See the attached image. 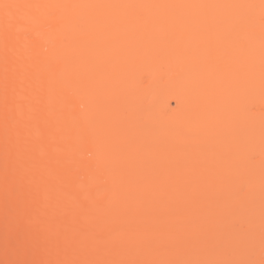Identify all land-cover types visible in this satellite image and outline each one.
<instances>
[{
	"label": "rangeland",
	"instance_id": "1",
	"mask_svg": "<svg viewBox=\"0 0 264 264\" xmlns=\"http://www.w3.org/2000/svg\"><path fill=\"white\" fill-rule=\"evenodd\" d=\"M183 1L179 6H185L186 0L185 4ZM223 1L227 0H218L224 5ZM182 10L180 13H158L152 15V19L149 16L147 21L138 16L135 26L140 28L133 30L122 27L125 15L123 21L114 22L119 26L115 33L109 19L101 17L93 21L95 24L87 33L96 37L90 49L87 47L89 54L74 63L75 66L81 64L82 68L85 60L88 66L89 71L85 69L82 73L83 78L90 72L86 77L91 78L88 99L83 85L79 87L82 92L78 90L82 98H78V94H72L74 88L60 87L59 80H52L55 88L65 91L61 90L63 93L51 99L52 103L46 108L42 106L44 102L36 101V114L31 113L36 115L35 120L25 126L22 118L21 121L19 118L13 121V118L18 117L23 108L32 112L29 102L22 96L23 102L21 98L13 101L17 106L24 103L23 108L13 107V101L11 105L8 102L9 107L5 98L8 93L0 91V264H264V106L258 102L260 97L264 99V93L260 92L264 90L254 87L259 99L247 105L251 109L247 111L250 121L248 118L240 121L243 116L239 117L238 111L243 106L238 98L241 97L236 95L238 98L234 100L229 94L227 99L223 84L205 88L208 95L202 102L203 96L199 101L195 95L199 91L196 92L195 83H192L186 89L190 90L188 95H193L192 103L184 108L179 106L171 94L181 83L175 68L185 58H195L202 62L201 66L205 61L204 73L210 85L229 79L233 81L231 85L243 87L242 92L239 90L245 96L249 88L244 78L241 79L244 85L234 80L239 71L242 74L245 71L242 70L244 66L238 67L234 56L228 57L230 48L224 32L227 34L234 28L228 27L230 21L227 23L225 17L213 10V14L205 18L207 12L196 18L193 13ZM258 14L256 12L255 18H260L258 22L263 24L264 35V13ZM218 17L225 21L220 22ZM215 21L216 24L220 22L221 28L224 24L225 29L217 30L219 24L210 26ZM76 24L79 26L73 28L77 30L81 25ZM39 27L33 25L32 28ZM78 31L80 34L76 32V35L84 32L83 29V32ZM55 34L62 37L58 44L57 40L55 42L58 48H64L66 52L61 51L68 57L72 54L68 44L65 46L68 38L60 32ZM47 48L42 50L47 52ZM56 51L50 52L56 55H51L50 60L63 66V60L60 62L56 58L63 55ZM261 53L263 66L260 69L264 71V42ZM228 59L230 62L225 66ZM1 60L4 66L0 67V72L12 63L11 59L10 63ZM8 70L0 73L1 89H6L5 83L10 82ZM191 70L192 67L186 66L182 76L189 78ZM36 74L33 76L37 77ZM21 80H17V84H21ZM178 81L179 86L176 85ZM72 95L78 98L75 110L85 117L82 116L81 121H61V110L64 111L67 97L72 98ZM200 112H204L202 118L206 120L202 132L192 129L197 122L194 121L196 114ZM23 113L21 117L24 118ZM18 120L22 123H17ZM72 130H75V138L69 139L73 140V145L77 144L76 151L71 150V144L66 145L64 136ZM22 131L31 135L26 138ZM88 131L89 137L86 136ZM36 132L39 135H34ZM169 135H175L176 139L173 136L171 140ZM19 137L26 141L23 138L20 141ZM85 138H89L90 146ZM248 139L253 141L250 146L254 144L257 149L253 146L246 150ZM241 144L246 162L243 154L238 160L241 162L242 158L244 172L240 164L237 166L238 161L235 163V168H240L238 174L232 171L236 175L229 172L230 176V163L228 166L226 162L234 155L230 152L235 147L241 150ZM251 172L256 175V178L251 177L255 178V183L250 177L251 185H247L246 178L239 179L240 173L248 177ZM222 185L226 186L221 189ZM144 186L149 188L144 190ZM133 189L139 200L134 199Z\"/></svg>",
	"mask_w": 264,
	"mask_h": 264
},
{
	"label": "bare ground",
	"instance_id": "2",
	"mask_svg": "<svg viewBox=\"0 0 264 264\" xmlns=\"http://www.w3.org/2000/svg\"><path fill=\"white\" fill-rule=\"evenodd\" d=\"M176 1L177 2L179 1L180 2L182 0H141V1H138V0L137 1L136 0H3L2 1V0H0V26L4 24L3 25V29L4 30H3V32L1 33V36H0V40L2 38V40L0 41V43H1L0 46L3 47V48L0 47V50H2V51H0V54L3 55V56H5L4 58L8 61V63H10L9 62L10 59L12 61V63H10L9 65H8V63H5V66L6 65H8V66H7V68L6 67H4V69L2 68L3 70H1V72H3L5 69L7 70L8 68L10 69V70H8V74L10 72L11 73L13 72L12 74L10 73L8 75L10 77V79H9L10 82L7 80L8 81L7 83L10 84L11 87H7L6 86L7 83H5L6 82V80H5L3 83H5L4 86L6 87V89H1L0 88V91L3 90L5 95H6V93H8L7 94L8 97L6 96L5 98H6L7 104L9 102L10 105H11V102L13 100L16 101V98H18V99L21 98L22 102H23V100H25L24 98H26V102H29L28 105H29V107L31 106L30 110L32 111V112L26 111L23 108L24 103L21 102L20 105H18V106H20V108H23L22 109V112H24L23 113L24 118L21 117V115H22L21 113L22 112L19 110L20 112L19 111L18 112L20 113V116H19V113H18V117L15 116L16 119L13 118V121H17L18 118H19V120L22 118L21 120H23L22 121L23 123L20 122L21 120L20 121L18 120L17 123H19V124L20 123L25 124V126L30 121H34L36 115L33 116V114H31V113H35L36 114V112H34V110H36V106H37L36 101H39L40 100L39 102H41V101L44 102V104L42 105L43 107L46 108V105L48 107V105H50V103H52L50 100L53 99V98H55L57 96V94H59L61 92V90L63 91V88H64L65 85L66 86L68 85L67 86L68 88L69 87L74 88L73 91H72V94H74L75 96H77V94H78V96H77L78 98H80V97L82 98V96H79V94H81L80 92H82L79 87L83 85L82 88H84L83 90L85 91L83 93L86 95V97H87L86 99H88V94L89 95L91 94L90 89H89L90 88V84H89L90 81L89 80H91V78L89 77V79H87L86 77L89 76V73L90 72L88 73V76L86 75V77H85V75H83L85 77V80H83L84 77L82 78L83 70H84V72L86 71L85 69L88 70V68H87L88 66L85 65L86 64L85 63L86 62L85 60L82 61V62H84L82 68H81V64L78 65V66H75L76 64H74V63H76L77 60H80V59L82 60V58L86 57L87 54H89L88 51H90V50H88L87 47H89V49H90L91 42H92V40L96 36L95 35H93V36L92 35H89L87 33V31H88V29L90 27H93L94 26V24H95L94 22H95V20L97 18L99 19V18L103 17V18L109 19V21L114 26V33H115L116 30H117V28H119V26L116 23H114V22L116 20L123 21L122 19H123V17L125 15H127V17H124V21H123L124 24H123L122 27L123 28H129L130 27L131 29H129V30H133L136 27L138 28V25L135 26V24H136V17H138V16H140L142 18H145L146 20L145 19H143V20L147 21L150 17L152 19L155 16V14H158V13L159 14L160 13H178V12L180 13V10H182V9H183L182 12L185 9L184 12H186V10H187L188 12L193 13L194 15L197 16L196 18L204 15L205 12H207V13H206V16H204V18L205 17H208L210 15V13L213 14L212 13V10H213L214 13H216L217 15H221V16L225 17L224 19H226V21L228 20L227 23H229V21H230L228 27H230V25H231L234 28L231 31L230 30L228 31L229 28L227 29L229 35H228V33L226 34V31L224 32L222 30L224 32V36L227 35L226 38H225L226 41H227V43L229 42L228 43V46H229L230 49H229V55H228V57L230 55L231 56H234L236 58V63L238 64V67L240 65L244 66V67H242L243 68L242 70L245 71L243 73V74H245V76L242 74V71L241 72L239 71L235 75V76H238L239 78L238 77H236V78L234 77V80L235 79L240 80L239 82L241 84L244 81V80L241 81V79L244 78L246 80V82L245 81L244 82L247 84V87L246 88H248V87L249 88L247 89L248 92L247 91L245 92V94L247 93V95L245 96V95H243L244 93H242V95H243L242 96L241 95V92H242V89L241 88H243V87H240L238 84H236V85L235 84H232L231 85V82H233V81H231V80L229 81V79H228V82L227 81H220V82H216L215 81V82H213L210 85V82H208L206 80L205 73H204L205 72V69L207 68V65L205 64V61L203 62L202 66H201V63H202L201 61H198L195 58H193V60L191 58H185L184 60H182L179 63V65L177 64L178 66L175 68V72H176V74L178 75V77H179V79L181 81V83H180L181 88L179 86V81H178V83L176 85L179 86V87L178 88H176V87L174 88L173 87L174 90L177 89V91H175L173 95L170 92L171 96H173L172 98H174V100H177V102L180 104L179 106H181V107L183 106V108H184V107L190 106L189 104L192 103L190 101V99H191V97L193 95H188V94H191L190 93V90H186L188 85H190L192 83H195L193 87L194 88H197V91L196 92L199 91L195 95L199 99V101H200V98H202V96H203V98L201 99V101L203 102V100L205 101V99H207L206 95H208V92H205V90H206L205 88L209 89V86L212 88L215 85L221 86L223 84L225 86V88H226L225 89V92H224L225 93L224 96H226L227 99H228L229 94H231L230 96H233L234 97V100L237 99L238 97H241V98L242 97H245V99L238 98V100L241 101L240 104L243 106V108H239V110L241 109V111L240 112L238 111V115L241 114L239 117L243 116L242 117L243 119H241L240 121H242L244 119L246 120L247 118H248L247 121H250L249 120V118H250V113H249L250 111L249 110H251V109H249L250 106L247 107V105H249L252 101L255 102L256 99H259V98H256V94H257L256 92L257 91L255 90V88H258L259 91H260V88H261V90H264V71H261V69H260L263 66V62H262V58H261L262 57L261 56L262 55L261 52H262V47H263V42H264V37H263L264 36L263 35V24H260L258 22V20L260 18H258V20L255 18L256 17V15H255L256 12H257V14H258V12H260L257 16H260L261 13H264V0H227L226 2L223 1L224 5L220 4V2H222V1L218 2V0H186V4H185V2H184L185 0H184L183 1L184 2L183 4H185V6L184 5L183 6H179V4H181L182 2H180V3L178 2L177 3ZM104 2L107 3V5L104 4V5H106V8L103 5ZM244 2H246V3L244 4ZM213 3H214V7H213ZM99 4H101L100 7H99L100 9L98 8ZM208 11H209V13H208ZM152 15H154V16H152ZM241 17H243L242 18L243 19L242 21H241ZM218 18L221 19V17H218ZM218 18H216V19H218ZM235 18L236 19H240V20H236ZM216 19H214V20H216ZM220 19H218V20L220 21ZM73 20H74L75 23L73 22ZM77 20H78L79 24L81 25L80 28L79 27H77V28H79L81 31L83 29V31L86 32V33H84L82 31L84 33V35H82L83 33L81 35H76V32H78L77 34H80V32L78 31L79 29H77V30L75 29L76 25L79 26L78 24H76V23H78ZM211 20H213V19H211ZM219 21H217L218 22L217 24H219L218 26L216 24V21L214 22V25H211L209 22L208 23L212 27H214L215 24H216L217 30H219L218 28L225 29V26H224L223 23H221V24H223L221 26L224 27V28L219 27L220 26V22H223L225 20L222 21V19H221V21L220 22ZM238 21H241V22H238ZM9 23L11 25H9ZM73 23L75 25H73ZM8 25H9V29H8ZM33 25H40V27L39 28H32ZM185 25H187V23H184V26ZM44 26L45 27L48 26V27L45 28ZM73 26H75V27L73 28ZM30 27H31V29H30ZM26 29H29V31L26 32ZM35 29H36V32H38L39 35H37V33L34 32ZM30 30H34V31H30ZM46 30H49V32L46 31ZM41 32H43V33H41ZM59 32L63 36H65L66 38H68V39H65L66 42H67L65 46L67 47V44H68V47L67 48H70L69 51L70 50L72 51V54H68V57H66V55H63V53H62V51L64 50V48H58L60 46L57 45V44L59 43V40L62 37L60 38V34L57 35L55 33H59ZM24 36L26 38H24ZM56 36H59V37H56ZM136 36L133 35V37H136ZM149 36H150V34H149ZM29 39H31V40L29 41ZM193 39H195V37H192V40ZM55 40H57V44H56ZM54 42L57 45L56 47L54 45ZM134 43L136 44V40H135ZM170 44H172V43H170ZM37 45H38V48H37ZM40 45H41V48H39ZM65 46H63V47H65ZM42 48L43 49L44 48H47V52H44L42 50ZM48 49H50L52 52H55L56 49H57L56 52H58V53L61 52L62 55L66 57V58L65 57L63 58V56H61V54H59V56L57 54L58 57H56V58H59L60 59V62L63 60L62 61V62H64L63 63L64 64L63 66H62V64H60L61 65V67H60V65L58 64L59 61L57 62L58 66L55 63L53 64V61H51L50 58L52 59V56H56V55H54L52 53L51 54L52 56H51L50 55V52L51 51L48 50ZM52 49H54L55 51L52 50ZM61 49H62V51H61ZM63 52H66V51H63ZM9 53H11V54H9ZM47 53H49V54L47 55ZM69 53H71V52H69ZM49 55H50V57H49ZM69 55H72V56L70 57ZM3 56H0V57L2 58ZM9 56L10 57L12 56V58H10ZM16 56H17V58L15 59ZM5 59H2V60H5ZM6 60L4 62H6ZM13 60L15 61V63H14ZM53 60H55V59H53ZM82 62H80V63H82ZM229 62H230L229 59L226 60V65L225 66H227V64H229ZM13 63H14V67L12 66ZM152 63H154V62H152ZM236 63H235V65H237ZM34 64L37 65V66H35ZM140 65H142V64L140 63ZM150 65L153 66V64H150ZM1 66L3 67L4 64L0 63V67ZM34 66H35V68H33ZM186 66L192 67V70H191L192 71L191 72V75L192 76H190L189 78L185 77L184 74L182 76V73H183L182 70ZM37 68H38V71H36ZM145 68L146 69L147 68L149 69V67H145ZM236 69H238V68H236ZM14 71H16V72H14ZM30 71H33L34 74L32 72H30ZM257 72H258V74H257ZM35 73H37L36 74V75H38L37 77L36 76L35 77L33 76V75H35ZM11 75H13V76H11ZM8 76L5 79H8ZM12 77H13V80H12ZM35 78L38 79V82L40 84L37 82V80ZM21 79H24V81L21 80ZM230 79H233V78H230ZM17 80H21L22 86H21V84H17L18 83ZM52 80L54 82H56L57 80H59L61 83H59V81H58L59 84H57V85L58 86L60 85V87L63 86V88L62 89H59L60 87H57V86L55 88L54 82ZM29 81H31V82H29ZM22 82L23 83L25 82V83L23 84ZM224 82H226V83H224ZM244 82L242 83L243 85H244ZM30 83L32 84V86H31ZM51 83H53V84H51ZM88 84H89V86H88ZM10 85H8V86H10ZM30 86L32 87V89L30 88ZM35 86H37V87H35ZM22 87H23V90L24 91L22 90ZM228 87L230 88V92L227 93ZM24 88L25 89L27 88L26 89L27 91ZM9 89H10V91H8ZM11 89L14 92L11 91ZM199 89H201V90L203 89V90L200 92ZM231 89H232V92H231ZM239 89L241 90V92H240ZM35 90H36V92H34ZM40 90H41V92H40ZM78 90H80V92ZM172 90L173 89H170V91H172ZM236 90H238V91H236ZM252 90L255 91V92L253 93ZM63 92H61V93H63ZM73 92H75V93H73ZM260 92L261 93L262 92L264 93V91H260ZM22 93H25V94L23 95ZM250 93H252V94H250ZM261 93H259V97H260V94ZM11 94H13V95L15 94L14 95L15 97L13 95H12L13 98L10 97ZM35 94H38V95H36L37 97L35 96ZM74 95H72V98H70V96H69V98L67 97L68 101L65 103L64 111L61 110V113H62L61 114L62 115L61 121H81V119H83L82 116H84V115L81 116L80 112H77V110H75L76 109L75 108V105H76V101L78 100V98L76 99V97H74ZM236 95L238 97H236ZM239 95H241V96H239ZM22 96H24V98ZM32 96L34 97V99L32 98ZM35 97L36 98H39V99H36ZM238 100H236L235 102H238ZM14 101H13V107L15 106V108H16V106H17L16 104L17 103L14 104ZM258 102H259V104L262 102V105L264 106V99L263 98L261 99V97H260V99L258 100ZM255 103H257V100H256ZM10 105L8 104L9 107H10ZM241 105H240V107H242ZM32 107H34V108H32ZM247 111H249V112H247ZM29 112H30V114H29ZM245 112H247L248 114L245 113ZM84 113L85 112H83V114ZM203 113L204 112H200V113L196 114L197 115V118H196V120L194 119V121H197L196 122L197 124L194 123L192 125V129L194 131L196 129H197V131H199L198 129H201L200 131L202 132L203 125L206 124L205 123L206 120H204L202 118ZM78 114L80 115V117H79ZM247 115H248V117H247ZM201 124H202V126H200ZM246 125L248 126L249 124H246ZM17 132L18 131H16V133ZM247 132H248V130H247ZM16 133L14 135H19V134H16ZM23 133L26 134L27 132L24 131ZM29 134L30 133H28L26 135H23V136L26 137L28 135L27 137H29L31 135V134L30 135ZM74 134H75V130H72L71 132L68 133V135L66 134L67 136L64 135L65 136V139H67V140H65V141H67L66 145L69 143L68 146H70V144H71L72 145V148L77 145L76 143H74V145H73L72 144L73 140H70L69 139V138L73 137ZM34 135H39V134L36 132ZM57 135L60 136V134H57ZM21 136L22 135H20V137ZM86 136L89 137V131L86 134ZM169 136H171V140H172L173 136H174V139H176V136L175 135H173V136L172 135H169ZM207 136H209V135H207ZM225 136H226V134L223 135L224 140H225ZM20 137H19V139L21 141V139L23 137L22 138H20ZM210 137H206V138H210ZM26 138L25 139L23 138V139L26 141ZM73 138H75V136ZM203 138H204V136H203ZM203 138L202 139L200 138V140H203ZM242 138H244V137H242ZM85 139H87L85 141H87L86 143H88V145H89V140H88L89 138H85ZM197 139L199 140V138H197ZM227 139H228V137H227ZM251 139H252V137H251ZM253 139H254V137H253ZM248 140L250 141V139H248ZM174 141H176V140H174ZM177 141H178V139H177ZM249 141L246 142V144H245L247 151L250 150L254 146V144H253V146L251 147L250 144H252L253 141L252 142L250 141L251 143H249ZM256 141H257V139H256ZM228 142H227V144L230 143V142L229 143ZM240 143L241 142L239 141V144ZM203 144H205V143H203ZM200 145H202V143ZM231 145H232V143H231ZM233 145H235V144H233ZM238 146H240V145H238ZM242 146L243 145L241 144V146H240L241 147V150L239 149V147H237L238 149H236V147L234 146L236 151L237 150L242 151V152L239 151L240 153L239 152L237 153L233 149V147L231 148V149H233V151H235V153H233V151L230 152L232 155L234 154L233 156H231L233 160H231V157H228V159L230 158L229 159V162H226V163H228L227 164L228 166H229V163H230V166H229L230 171H228V169H227L228 173L231 172V174H235L234 172L232 173V171H236V172L238 171L239 172V170H238L239 167H237V169L235 168L236 167V164L235 163L238 162V161L239 162H238L237 166L240 164V168L242 167V170L241 171H243V168L245 167V164H243L242 162H243V160H244V162H246L245 161L246 154H243V153H245V150L244 151L242 150V148L244 149V147H242ZM72 148H71V150H75V151L77 150L76 149L77 147H75V149L74 148L72 149ZM75 151H73V152L75 153ZM223 151L225 152V150H223ZM246 153H250V152H246ZM242 154L245 157L244 156H241ZM250 154H247V156L250 155ZM230 155H228V151H227V156H230ZM240 156L242 158L244 157L243 160L241 158V162H240V160H238V158H240ZM228 159H226L225 161H228ZM241 163L244 166L243 165L241 166ZM231 167H233L232 170H231ZM248 169L250 170V166L246 169L247 172H249ZM211 170H213V169H211ZM246 170H245V172H246ZM215 172H216V170H215ZM238 172H237V174H238ZM251 173L249 174L248 177L247 176L245 177L244 174L241 175V173H240L239 174V179L241 177H242L241 179H243V180H244V178H246L245 181L247 182V185H251V183L253 181H251V183H250V180L249 179L255 180V178H256L255 177L256 175H253L254 173H252V174ZM229 175H230V173H229ZM229 175H227V176H229ZM252 175L255 178H251ZM235 181H236V179H235ZM237 181H239V180H237ZM245 181H243V182H245ZM243 182H242V184H244ZM255 182H256V180L254 181V183ZM149 186H151V185H149ZM225 186L222 185V187L221 186L220 187L222 189ZM129 188H132V187H129ZM143 188H144V190H146L149 187L147 188V186L146 187L144 186ZM143 188H141V189H143ZM111 189H115V188H111ZM108 190H109V188H108ZM144 190H143V192H144ZM130 192H131V190H130ZM132 192L134 193V189H133ZM133 193H132V195H133ZM134 194L136 195L135 196L136 198H134V199H138L139 198L138 197V193H134ZM130 195H131V193H130ZM155 196H158V195H155ZM153 199L155 200V198H153ZM131 202H132V200H131ZM153 203H154V201H153ZM159 203H160V201H159ZM136 204H137V202H136ZM156 204L159 206L158 201L156 202ZM218 251H220V250H218ZM218 257L219 256H217V259L219 260L220 257L219 258ZM205 258H207V257L205 256ZM199 259H201V258H199ZM236 260H239V259L236 258ZM222 261L224 262V260H222ZM211 262L212 261H210V263ZM220 264H223V263H220Z\"/></svg>",
	"mask_w": 264,
	"mask_h": 264
}]
</instances>
